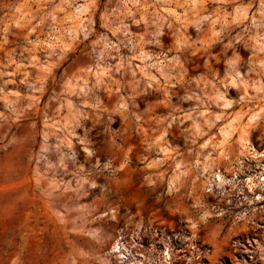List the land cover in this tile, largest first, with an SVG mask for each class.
Segmentation results:
<instances>
[{"label": "rangeland", "instance_id": "1", "mask_svg": "<svg viewBox=\"0 0 264 264\" xmlns=\"http://www.w3.org/2000/svg\"><path fill=\"white\" fill-rule=\"evenodd\" d=\"M0 264H264V0H0Z\"/></svg>", "mask_w": 264, "mask_h": 264}, {"label": "bare ground", "instance_id": "2", "mask_svg": "<svg viewBox=\"0 0 264 264\" xmlns=\"http://www.w3.org/2000/svg\"><path fill=\"white\" fill-rule=\"evenodd\" d=\"M75 12H76V14H77V15H79V14H80V11H79V10H77V9H76V11H75ZM251 120H252V118H251ZM226 136H227V131H224V132H222V137H223L224 139L226 138ZM222 141H223V140H222ZM241 146H242V144H241ZM243 147H244V148L246 149V151H247V149H248L247 145H246V144H244V145H243Z\"/></svg>", "mask_w": 264, "mask_h": 264}]
</instances>
